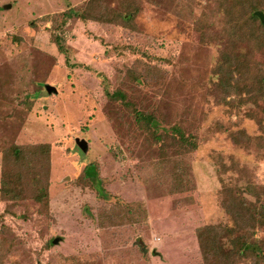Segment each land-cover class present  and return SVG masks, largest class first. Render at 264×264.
<instances>
[{
  "label": "rangeland",
  "instance_id": "rangeland-1",
  "mask_svg": "<svg viewBox=\"0 0 264 264\" xmlns=\"http://www.w3.org/2000/svg\"><path fill=\"white\" fill-rule=\"evenodd\" d=\"M258 5L0 0V264H264Z\"/></svg>",
  "mask_w": 264,
  "mask_h": 264
},
{
  "label": "trees",
  "instance_id": "trees-1",
  "mask_svg": "<svg viewBox=\"0 0 264 264\" xmlns=\"http://www.w3.org/2000/svg\"><path fill=\"white\" fill-rule=\"evenodd\" d=\"M261 7L258 6H254L251 12V17L253 18V20H259V18L255 15V11L257 10H261ZM69 15H72L70 13H68ZM83 17V16H82ZM261 25V24H260ZM262 27L264 25H261ZM58 46L60 50H63L64 46L63 44L58 41ZM218 73L220 74L221 78V82H223L225 80V78L222 76L223 74V67L222 65L219 67ZM116 93L120 94V96H122V94L117 91ZM115 93V94H116ZM124 97V96H123ZM138 115L140 116V118L142 120H148V122L150 123L151 127L156 128L157 125L156 123H154V118L151 115H147V114H143L142 112H139ZM177 134L180 137V139L185 142V143H189L192 144L193 146H196V141L194 140H190L189 138H187V136L183 133V131H180L179 129H177ZM39 151L43 154L42 156H44L45 158V162H48V157H49V153H50V147L48 144H41L39 146H37ZM12 152L15 155V157L18 160H21L22 158H26L28 155V150L27 148L20 146V145H14L12 147ZM96 166L94 163H90L86 166L85 168V173L88 176H92L95 177L96 175ZM18 188L16 187V185H14V178L12 176L11 173H8L6 171H4L3 173V177H2V187H1V192H2V196L4 199H15V198H19V193H17ZM48 198V189L47 187H42L38 193L35 195V199L38 201H47ZM263 247L260 244V241H249V240H241L240 245L238 247V251L241 252H245L247 253H251L252 256L259 258L262 256L261 251H263Z\"/></svg>",
  "mask_w": 264,
  "mask_h": 264
},
{
  "label": "water",
  "instance_id": "water-1",
  "mask_svg": "<svg viewBox=\"0 0 264 264\" xmlns=\"http://www.w3.org/2000/svg\"><path fill=\"white\" fill-rule=\"evenodd\" d=\"M255 15L258 16L264 24V11L257 10L255 11ZM76 143L82 151L87 152L89 150V142L86 139L77 137ZM59 240L60 238L56 237L55 239H53V242L58 243Z\"/></svg>",
  "mask_w": 264,
  "mask_h": 264
}]
</instances>
